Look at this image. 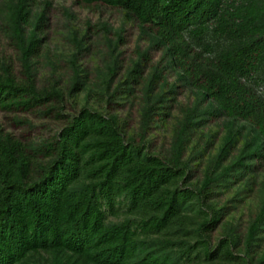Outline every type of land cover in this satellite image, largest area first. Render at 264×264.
Instances as JSON below:
<instances>
[{
	"label": "trees",
	"instance_id": "obj_1",
	"mask_svg": "<svg viewBox=\"0 0 264 264\" xmlns=\"http://www.w3.org/2000/svg\"><path fill=\"white\" fill-rule=\"evenodd\" d=\"M37 1L9 0L6 6L3 28L19 53L24 80L17 81L10 66L0 61V110L5 112L40 110L51 101H63L61 92L38 90L33 81L32 59L40 52L44 21L42 15L28 30L29 7ZM79 2L122 10L137 22L149 47L162 53L164 63L153 69L144 89L141 140L126 137L116 120L86 108L39 144L0 128V264H29L40 253L48 254L51 264H247L233 251L241 239L230 235L212 244L222 211L211 199L216 190L264 162V91L255 90L264 86V0ZM207 33L236 46L213 57L188 40ZM147 54L140 57L144 60ZM139 67L140 62L128 71L125 85L136 78ZM165 70L175 72L177 83L197 97L195 106L183 110L170 155L161 158L145 151L142 138L151 121L167 116L166 104L174 100L178 86L165 91ZM78 86L74 82L69 93ZM56 116L62 115L58 111ZM208 118H222L231 136L245 130V146L221 166L222 155L233 144L230 137L222 155L207 164L200 186L190 189L184 186L189 166L183 153ZM121 208L128 217L108 222ZM263 232L264 197L244 236L245 254Z\"/></svg>",
	"mask_w": 264,
	"mask_h": 264
},
{
	"label": "rangeland",
	"instance_id": "obj_2",
	"mask_svg": "<svg viewBox=\"0 0 264 264\" xmlns=\"http://www.w3.org/2000/svg\"><path fill=\"white\" fill-rule=\"evenodd\" d=\"M8 2L9 0H0V61L10 66L16 80L20 82L24 80V76L19 53L3 28ZM29 10V31L33 29L38 18L44 16L40 29V52L32 59L34 84L38 90H58L63 95V101L61 104L51 101L40 110H0L1 130L23 142L39 144L56 135L71 117L86 108L116 120L126 137L140 142L144 89L153 69L158 65L162 67L164 60L160 50L149 47V40L141 33L137 22L127 18L122 10L101 4L86 6L79 0H38ZM188 40L195 49L210 53L213 57L230 53L236 46L229 39L217 38L212 33ZM143 52L148 53L144 60L140 57ZM138 62V75L125 85L128 71ZM163 76L167 85L165 91L177 84L176 94L173 95L174 100L166 104L168 108L163 111L167 116L158 115L151 121L142 140L147 153L166 158L170 155L177 123L184 115L183 110L195 106L197 96L193 90L183 88L177 83L175 72L165 70ZM76 81L80 86L70 94L69 89ZM120 83L124 85L110 100L111 94ZM159 86L160 81H157L154 92L159 90ZM255 90L260 94L264 91V86L255 87ZM51 106L54 107L51 112L43 113ZM58 111L62 116H56ZM15 119L23 123L18 124ZM237 128L239 127H235V130ZM194 133L183 153V160L189 166L188 179L184 186L190 189L200 186L207 164L216 156L222 155L230 137L233 144L222 155L221 166L227 165L238 156L246 142L243 137L245 130L242 134L231 136L222 118L206 119ZM247 139H250V135ZM255 166L253 172L246 177L232 182L227 188L215 191L211 204L215 209L221 210L222 215L211 234V240L215 245L227 236L237 237L241 242L237 249H233L234 254L245 257L247 264H264V232L260 234V241L254 243L255 246L248 255L245 254L243 244L251 220L259 211L264 197V162ZM123 209L121 208L117 216H109L107 221H123L128 217ZM185 214L194 216L189 212ZM51 263L52 259L46 253L35 255L29 261V264ZM194 264L228 263L214 261Z\"/></svg>",
	"mask_w": 264,
	"mask_h": 264
}]
</instances>
